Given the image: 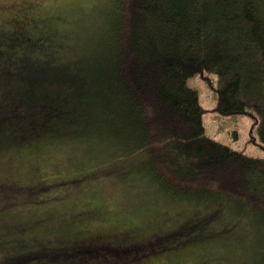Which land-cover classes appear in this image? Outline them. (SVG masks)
Returning a JSON list of instances; mask_svg holds the SVG:
<instances>
[{"label":"trees","instance_id":"1","mask_svg":"<svg viewBox=\"0 0 264 264\" xmlns=\"http://www.w3.org/2000/svg\"><path fill=\"white\" fill-rule=\"evenodd\" d=\"M75 20L50 36L0 28V164L26 144L46 143L78 146L110 170L126 164L128 191L136 181L147 200L187 218L154 241L175 242L177 251L224 230L225 264H264V157L207 135L199 92L188 84L216 73L217 109L251 112L264 145V0H95ZM30 243L15 250L21 264L92 258L59 240Z\"/></svg>","mask_w":264,"mask_h":264},{"label":"rangeland","instance_id":"2","mask_svg":"<svg viewBox=\"0 0 264 264\" xmlns=\"http://www.w3.org/2000/svg\"><path fill=\"white\" fill-rule=\"evenodd\" d=\"M94 2L0 0V28L7 30L18 25L16 33L26 28L30 34L57 35L75 27V18L80 21L81 14ZM29 19H33L30 25ZM63 19H70V23ZM64 47L56 56L59 60L67 54L68 49ZM188 84L199 92L207 135L233 149L264 157V145L259 140L254 115L251 112L225 114L217 109L216 73L199 72L189 78ZM77 135L82 136V133ZM29 145L9 153L0 164V178L4 182L0 184L2 263L8 259L17 261V257L19 262L25 263L22 261L25 256L15 253L20 242H31L28 248H38L52 246L57 240L74 251L88 252L92 258L81 264H109L111 261L113 264H225L232 259L227 255L229 235L224 230L215 231L212 238L190 241L184 248L178 246L177 251L173 248L175 242L154 241L170 230L183 229L187 218L176 214L172 205L147 200V196L135 187L136 181L129 180L130 175L125 170L128 165L121 164L116 170L100 167L95 162L97 159L87 161V154L70 143H46L37 149ZM108 173L112 176L107 178ZM123 174L129 176L126 178L133 184L131 191L127 190L130 183L122 179ZM31 181H39V189L30 184ZM209 224L207 222L206 226ZM204 226L193 228L206 229ZM189 235L190 232L185 237ZM38 239L43 241L36 243ZM110 239L127 244L129 248L111 249ZM156 243L162 244L161 247ZM6 249L8 257L3 254Z\"/></svg>","mask_w":264,"mask_h":264},{"label":"flooded vegetation","instance_id":"3","mask_svg":"<svg viewBox=\"0 0 264 264\" xmlns=\"http://www.w3.org/2000/svg\"><path fill=\"white\" fill-rule=\"evenodd\" d=\"M112 240H115L116 241V239H111L110 241H112ZM125 241H127L128 243H130L131 242V240H125ZM159 242V241H158ZM146 243V242H145ZM161 243H163L162 241H161ZM130 245H132V244H130ZM156 246H160L161 247V245H158V244H155ZM125 246H128L127 244L125 245ZM180 248H182V246H180ZM87 254H89L88 252H86ZM95 255H98V254H95ZM22 261H23V259H22ZM17 262H19L18 261V258H17ZM20 264L22 263V262H19Z\"/></svg>","mask_w":264,"mask_h":264}]
</instances>
